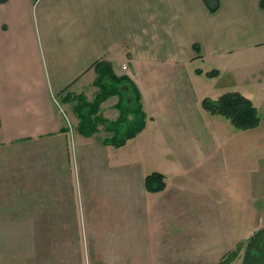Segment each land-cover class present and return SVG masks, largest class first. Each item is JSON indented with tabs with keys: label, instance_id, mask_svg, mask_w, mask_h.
Masks as SVG:
<instances>
[{
	"label": "crops",
	"instance_id": "crops-1",
	"mask_svg": "<svg viewBox=\"0 0 264 264\" xmlns=\"http://www.w3.org/2000/svg\"><path fill=\"white\" fill-rule=\"evenodd\" d=\"M260 1L0 0V264H233L235 194L237 226L264 229V99L236 130L203 108L218 79L202 66L264 54ZM102 62L145 117L121 147L79 127ZM117 98L100 103L112 122ZM240 173L257 187L236 191Z\"/></svg>",
	"mask_w": 264,
	"mask_h": 264
},
{
	"label": "trees",
	"instance_id": "trees-1",
	"mask_svg": "<svg viewBox=\"0 0 264 264\" xmlns=\"http://www.w3.org/2000/svg\"><path fill=\"white\" fill-rule=\"evenodd\" d=\"M260 7L264 9V0L260 1ZM196 51L199 49L196 46ZM98 72L100 74L96 85L100 88L101 93L98 97L97 103H101L108 96H123L125 84L130 85L132 92L131 105L127 106L125 101L127 97L123 96L120 103V118L114 123L110 132L114 133L110 142L116 147L124 146L129 140L135 138L139 132L145 127V117L140 105V95L132 85V81L126 77H116L111 71L110 66L106 63H99L97 65ZM198 74H202V71H197ZM219 75L218 70H212L210 73H206L208 78H217ZM96 104V103H95ZM203 108L211 115H216L228 120L231 125L240 131L253 130L260 126L262 117L259 115L257 106L253 100L244 96L239 92H229L220 96L218 99L206 98L203 101ZM93 107L85 106L81 109L80 118L82 120L81 130L86 135H92L97 132L95 122L91 118L97 112L93 111ZM133 115L132 120L129 116ZM146 185L148 191L152 193H158L166 188L165 176L161 173H152L146 179ZM235 253L231 254V257Z\"/></svg>",
	"mask_w": 264,
	"mask_h": 264
},
{
	"label": "rangeland",
	"instance_id": "rangeland-1",
	"mask_svg": "<svg viewBox=\"0 0 264 264\" xmlns=\"http://www.w3.org/2000/svg\"><path fill=\"white\" fill-rule=\"evenodd\" d=\"M234 61H235V65H234L233 73H228V74L225 70H224V73H221L220 69L217 68L215 66V64H213L212 62L205 63V65L202 66V68L207 73H208V71L210 73L212 70H218L219 71V75L217 77L218 80H216L214 82L215 83L214 85L216 87V91L211 92L209 95V98H211V99L217 98L218 95L220 96L221 94L223 95V94L229 93V92H240L244 96L252 99L254 104L257 106V109H258L259 105L263 104V102H262L263 100H260V99L261 98L264 99V54L261 53V50H258L256 52H252L248 56L236 58V60H234ZM222 72H223V70H222ZM205 75H206V73H205ZM205 78L207 79L206 81H209V78L207 76ZM215 79L216 78H214V79L210 78V81H214ZM123 88H125V90L123 92V96H126L128 99L127 101H125V103L127 106H130L131 100H132V92L130 90V85L125 84V86H123ZM110 97L111 96L106 97L105 100L110 98ZM122 97L118 96V98H117L118 101L114 105V108L119 113L118 118L114 122L110 121L109 119L104 118L100 114L101 104L99 102L98 103L96 102V105L93 106V109H94L93 111H96L97 113L94 116H92L91 118L94 120L95 127L97 128V130L99 127H102V128L106 127V129L108 128L110 130L113 128L114 123L117 122L120 118L121 111L119 108H120V103L123 99ZM258 112H259V110H258ZM79 117H80V115H79ZM129 118H130V120L134 119L133 115H130ZM81 124H82V120L79 124V127L81 126ZM246 131H249V130H246ZM246 131H243V132H246ZM110 133H112V132H110ZM112 135L114 136V133H112ZM256 154H259L258 151L254 152V153L252 152V156L256 155ZM235 166H238L237 162H236ZM240 174L241 175H234L236 191H239L238 189L243 190L244 188H246L248 179L250 180V189L251 190H253L254 188L257 187V184H258L257 180L259 178V175H243L242 173H240ZM234 200H235V202H233V204L230 205V209L234 208V214H233L234 225H235L234 234H235V236L237 235V240L238 239L239 240H238V242H235V244H234V251L233 252L235 254H234L233 264H241L242 259L244 258V255L247 251L248 244L250 243L253 235L257 232L256 231V225H255L256 220H254L256 218H255V214L251 213V218L248 221L249 224L251 225V227L248 228L247 226H245V227L240 226V228H239V226H237V223L239 222V212L237 211V207H238L239 202L237 201L238 200L237 194H235ZM254 207H256V206L254 205ZM252 214H254V215H252ZM173 219H175L174 216H173ZM192 246L193 245H190V243H187L186 249H188V247H192ZM181 250H184V248H181ZM192 263L194 264V262H192ZM176 264H180V261L177 260Z\"/></svg>",
	"mask_w": 264,
	"mask_h": 264
},
{
	"label": "water",
	"instance_id": "water-1",
	"mask_svg": "<svg viewBox=\"0 0 264 264\" xmlns=\"http://www.w3.org/2000/svg\"><path fill=\"white\" fill-rule=\"evenodd\" d=\"M242 264H264V229L251 238Z\"/></svg>",
	"mask_w": 264,
	"mask_h": 264
},
{
	"label": "built area",
	"instance_id": "built-area-1",
	"mask_svg": "<svg viewBox=\"0 0 264 264\" xmlns=\"http://www.w3.org/2000/svg\"><path fill=\"white\" fill-rule=\"evenodd\" d=\"M124 69H126V67H124Z\"/></svg>",
	"mask_w": 264,
	"mask_h": 264
}]
</instances>
